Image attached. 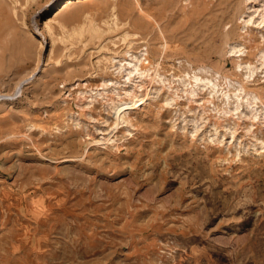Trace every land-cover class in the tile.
<instances>
[{"label":"rangeland","instance_id":"374dc122","mask_svg":"<svg viewBox=\"0 0 264 264\" xmlns=\"http://www.w3.org/2000/svg\"><path fill=\"white\" fill-rule=\"evenodd\" d=\"M62 2L0 0V264H264V0Z\"/></svg>","mask_w":264,"mask_h":264},{"label":"bare ground","instance_id":"6f19581e","mask_svg":"<svg viewBox=\"0 0 264 264\" xmlns=\"http://www.w3.org/2000/svg\"><path fill=\"white\" fill-rule=\"evenodd\" d=\"M73 2H75V0H63V2L60 3V4L58 5V7L53 11V12H54L53 16H57V15H59V14L64 10V8H65L67 5L72 4ZM62 4H63V5H62ZM120 22H121V21H120ZM153 23H155V22H153ZM128 25H130V26L135 25V26H136L135 23L130 24L129 21H128ZM33 32L36 33V32H38V31L35 30V31H33ZM160 34H161V33H160ZM159 37H160V36H159ZM160 38H161L162 42H164V41H163V35H162ZM157 39H159V38H157ZM41 40H42V39H41ZM162 42H160V43L163 44ZM144 59H147L148 62H149V54H148V53H147V55L144 57Z\"/></svg>","mask_w":264,"mask_h":264}]
</instances>
